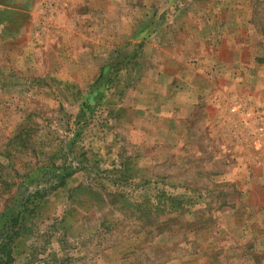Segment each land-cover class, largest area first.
Listing matches in <instances>:
<instances>
[{
    "label": "rangeland",
    "instance_id": "rangeland-1",
    "mask_svg": "<svg viewBox=\"0 0 264 264\" xmlns=\"http://www.w3.org/2000/svg\"><path fill=\"white\" fill-rule=\"evenodd\" d=\"M0 264H264V0H0Z\"/></svg>",
    "mask_w": 264,
    "mask_h": 264
}]
</instances>
